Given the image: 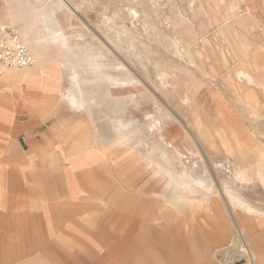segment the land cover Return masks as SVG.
I'll return each mask as SVG.
<instances>
[{"label":"rangeland","instance_id":"obj_1","mask_svg":"<svg viewBox=\"0 0 264 264\" xmlns=\"http://www.w3.org/2000/svg\"><path fill=\"white\" fill-rule=\"evenodd\" d=\"M1 1L6 4V10L0 12L2 16V19L0 18L2 20L1 25L11 26L18 33L29 27L36 36L43 37L47 31L43 30L45 28L44 14L49 15L53 21L58 17L63 20L66 29H68L67 33L70 36L71 44L79 52L81 49L85 51L87 47L105 46L110 50L112 49L113 56L118 61L122 59L120 61L122 63L126 62V65L144 83V100H141L140 96L137 100L132 97L126 100L121 98L122 102H116V108L117 106L120 107L116 112H114L115 102H104L103 106L91 116L77 111L73 112L68 109L67 105H62L59 108L60 114L64 118L66 116V118L71 117L72 119L68 120L66 126L56 135L52 134L53 152L51 160L54 173L60 172V169L64 168L68 178L71 179L74 178L76 168L83 169V173L97 169L96 174L101 179V187L95 192V195H100L102 200L109 192L111 194L116 192L117 195L126 194L130 197L127 199V204L132 206L134 216H140V212L144 211V234H148L145 236L144 242V262L147 259L144 264H148V253L150 257L154 258L150 259L149 264H168L172 261V258L168 257V249L164 247L162 242L159 245L156 239L155 229L164 224L163 213L167 216L174 215L184 233L188 234L184 241L186 246H190V256L194 261L197 260L196 264H202V262L209 264V261L211 264L213 262L215 264H248V257L242 252L247 247L239 237V232L233 222L235 207L227 195V190L230 189L248 203L264 209V181L257 174L258 168L253 167L244 180L233 179L231 183L226 184L222 172L216 170L213 165L220 161H226L227 165H233L237 159L235 156L227 155L218 149L208 150L196 143L194 146L200 147L199 156L190 160L184 157L185 150L181 147H187L189 144L188 140H184L180 136L189 135V132L192 131L197 132L193 129L191 131L189 121H192L193 116L190 112L188 110L180 111L175 104L179 98L184 97L195 86H201L203 90H206L207 87L218 89L222 92L226 102L229 101L226 108L237 112L241 111L244 114L241 117L243 118V126L249 130H254L264 144V93L261 91L262 93L259 95L260 102H238L234 94L240 93V91H231L225 80L228 78L229 72H234V68H237L238 62L241 60L247 59L256 64L260 61L263 64L264 0H192L193 4L191 0H133L134 2L132 0ZM111 2L113 3L109 4ZM129 3L130 5H127ZM106 7L107 9H105ZM129 7L137 10L138 18L131 17ZM115 8L116 10H113ZM189 11L190 13H188ZM66 12L73 14L74 18L69 20ZM236 14H239V19L235 18ZM225 16H230L229 22L224 21ZM169 24L170 26H167ZM227 26L228 28H226ZM106 32L108 33L106 34ZM116 37L120 39L118 40ZM241 42L248 45L245 49L247 54L238 49ZM86 45L87 47H84ZM49 50L50 54L54 53V50ZM200 53L203 56L202 60H200ZM61 59L64 60L66 57ZM75 59L78 57L75 56ZM150 59L152 60L150 61ZM103 61L106 62V58ZM63 72L65 71L63 70ZM53 76L47 74L46 79L50 85ZM63 85H67V80L63 82ZM166 85L168 87H165ZM163 88L165 89L163 90ZM252 94L250 93V98L253 97ZM121 95H124L123 92ZM205 98H209L206 100L208 101L207 105H210L214 110L218 105L220 106L218 101L209 102L211 96L207 95ZM153 99H156L176 116L175 124L172 127L175 133L170 132L171 134L167 135L168 140L170 139L179 148L175 150L176 152L171 151L169 154L168 150L164 151L157 147L151 149L148 145L146 146L150 142L146 136L150 125L147 121L149 119L147 115L149 113L156 114ZM51 105L53 106L54 102ZM51 105L49 108H52ZM114 114H116V119L121 118L128 122L129 127L134 130L129 133L126 145L121 144L122 142L102 144V142L110 140L113 135L111 132L113 122L111 120ZM49 117L47 123L44 124L45 127L58 121V117L54 114ZM236 122L232 123L235 124ZM211 123L214 126L215 124H226L223 117L211 120ZM237 124L239 125L238 122ZM238 127L241 128L240 125ZM140 136L142 137L140 138ZM216 141L218 142L220 139ZM230 141L234 142L235 140ZM179 157L182 161L179 160ZM158 164L166 170H170L175 180L171 179L170 174L165 169L159 168ZM205 171H207L206 179L208 182L213 181L214 187L220 194L218 198H214L213 202H205L201 206L189 202L188 198L191 194L183 192L180 183L185 180L182 179V175L186 173L189 176L187 179L193 181V179L206 175ZM194 185H196L195 182ZM253 224L256 234L254 251L261 257L259 264H264V222L259 219ZM225 230L228 231L230 237H227ZM235 234H237L235 240L238 249L233 250V246H226L232 243L230 240L234 238ZM169 242L171 243L170 235ZM200 245L207 254L198 255ZM223 245H225L226 250L223 249L216 253L215 249ZM212 255L214 256L212 257Z\"/></svg>","mask_w":264,"mask_h":264},{"label":"crops","instance_id":"obj_2","mask_svg":"<svg viewBox=\"0 0 264 264\" xmlns=\"http://www.w3.org/2000/svg\"><path fill=\"white\" fill-rule=\"evenodd\" d=\"M5 5L1 1L0 12L6 10ZM242 44L248 46L245 42ZM240 67L244 69L238 62L234 72H229L230 76L225 78L231 91V85L235 84L232 75L237 74ZM254 75L253 82H237L239 87L236 90L240 93L234 95L238 102H260L259 95L264 91V59L263 64L258 61ZM0 87V264H144L147 261L145 259L144 262V242L145 236H148L144 234V211L140 212V216H134L132 206L127 204L130 197L126 194L109 192L102 200L100 195H95L101 187L97 169L83 173V169L76 168L71 179L64 168L54 173L52 134L56 135L64 127L63 121L58 119L45 127L49 116L53 115L50 104L21 102L10 88L7 89V84L0 82ZM250 93H253L251 98ZM63 119L70 120L66 116ZM189 133L180 136L188 140L189 145L181 147L186 153L183 156L188 160L199 156L200 147L194 146L198 143L208 150L218 149L235 156L237 161L233 165H227L226 161L213 165L222 172L226 184L233 179L244 180L253 167L258 168L257 174L264 181V144L254 130L234 135L227 132L224 137L221 134L202 137L193 131ZM217 139L220 141L217 142ZM251 139L256 142L250 148L244 142ZM222 140H228V146ZM237 140L243 141V144L236 145ZM108 142L115 143L111 137L102 144ZM205 174L193 181L187 179L188 173L182 175L185 181L180 183V188L191 194L189 202L202 206L219 197L213 181L206 179L207 171ZM227 195L235 207L233 222L236 230L245 236L255 256L254 264H259L261 257L254 251L256 234L253 222L264 221V209L248 203L230 189ZM163 215L164 224L155 231L158 244L162 242L168 249V257L172 258L168 264H196L197 260L190 256V246H186L184 241L188 234L184 233L178 219L174 215ZM225 234L230 237L228 231ZM236 235L226 247L238 249ZM224 246L217 247L215 252L226 250ZM204 250L200 245L198 255L207 254ZM150 259L154 258L148 253V264Z\"/></svg>","mask_w":264,"mask_h":264},{"label":"bare ground","instance_id":"obj_3","mask_svg":"<svg viewBox=\"0 0 264 264\" xmlns=\"http://www.w3.org/2000/svg\"><path fill=\"white\" fill-rule=\"evenodd\" d=\"M111 1H113V0H111ZM134 1H136V0H134ZM191 2H192V0H191ZM112 3L113 2H111L109 4H112ZM148 3H150V2L148 1ZM217 3H219V2H217ZM192 4H193V2H192ZM127 5H130V3ZM111 7L113 8V6H111ZM12 9H13V7H12ZM105 9H107V7ZM128 9L130 11V15L132 18H138V12L136 9H134L133 7H129ZM113 10H116V8ZM121 13H122V11H121ZM188 13H190V11ZM102 14H103V12H102ZM140 14L142 15V13H140ZM66 15H67V18L69 20H72L74 18L73 14H71L69 12H66ZM100 16H102V15H100ZM104 16H105V14H104ZM167 16H169V15H167ZM252 16L254 17L253 14H252ZM120 17H121V15H120ZM184 18H186V17L184 16ZM229 18H230V16H225L224 21L229 22ZM235 18L239 19L240 18L239 14H236ZM123 20H124V17H123ZM43 22L45 23V28L43 30H45V31L47 30L44 33L43 37L36 36L29 27L22 29L21 33L19 32L21 34V36L23 37V39L25 40V42L27 43V45H28V47L32 53V56L34 55L33 56V64H32L33 66L31 65L32 67L30 66V67H26L23 69H12V68L6 69L3 73V75L0 76V82L7 84L8 85L7 89L10 88L9 90L11 91V93H13L15 96H17V99L19 101L37 104V105L38 104H44V103H48L51 105L54 102V105H56V106H54V105L52 106V108H53L52 114L56 115L58 117L59 121H63V125L66 126V122L68 120L63 119V116L60 114V109H59V108H61L62 105H67L68 109L72 110L73 112L77 111V112H81L82 114H86L87 116H91V115H94L95 111L99 110L103 106L104 102H115L114 103V112H116L120 109V107H118V106L116 108V102H122V99L126 100V99H129L130 97H132V98H134V100H137V98H139V96H140V98H142L141 100H144L143 94L145 92L143 93V90H144L143 81L140 79V77L135 75V73L131 70L130 67H128L126 65V62L122 63V62H120L122 59L120 61H118L116 59V57L113 56V52L111 51L112 49L110 50L109 48H106L105 46L104 47L99 46L97 48V47H87V45H86L84 47H87V49L85 51H82L83 49H81V51L79 52L76 48H74L75 46H73L71 44L70 36H68V33H67L68 29H66V26L64 25L63 20H60L57 17L53 21L50 19L49 15H46V13H45L43 16ZM170 23H172V22H170ZM175 25H177V24H175ZM194 25H195V22H194ZM125 26H127V25H125ZM167 26H170V24ZM171 26H172V24H171ZM228 26L226 28H228ZM232 26H233V24H232ZM221 27H223V26H221ZM200 28H202V27H200ZM175 29H177V28H175ZM108 32H106V34ZM138 32H139V30H138ZM175 36H177V35H175ZM80 37H83V35H80ZM116 38L118 39V37H116ZM121 39H123V38H121ZM181 40H182V38H181ZM185 41H187V40H185ZM162 43H164V42H162ZM193 45H194V42H193ZM241 46H243L246 49V47H245L246 45L242 44L238 47V49H240L241 52L245 53L244 52L245 49L243 50ZM81 47H82V45H81ZM122 48H123V46H122ZM128 48H129V46H128ZM49 49L54 50V53L50 54ZM159 49H161V48H159ZM192 50H193V48H192ZM150 51H151V49H150ZM127 55H128V53H127ZM75 56H77L78 59H75ZM199 56H200V60H202L203 56L201 55V53L199 54ZM62 57H66V59L62 60L61 59ZM104 58H106V62L103 61ZM143 58H145V57L143 56ZM160 58H161V56H160ZM162 59H164V58H162ZM151 60L152 59H150V61ZM143 62H145V61H143ZM250 62L247 59L240 61L241 65L244 67V69L242 67H240L237 70L238 73L235 75H232L233 81L235 83L234 85H231V87L233 88V91L239 92V90H236L239 87V85L237 83L239 80L250 81V82H253V80H255L254 71H255V67L257 64L254 63L253 61H250ZM150 64L153 65L152 63H150ZM159 67L161 68V66H159ZM200 67H201V65H200ZM63 70L65 72H63ZM197 70H199V69H197ZM165 73H168V72L165 71ZM47 74L54 75L53 79L51 80L52 81L51 85H50V83H48V81L46 79ZM176 75H177V73H176ZM150 76H151V74H150ZM153 76H155V75H153ZM228 76H230V75H228ZM66 80H67V85L64 86L63 82ZM165 87H168V85H166ZM164 89L165 88H163V90ZM122 92L124 95H121ZM171 92H172V90H171ZM263 93H264V91H263ZM207 95L211 96V100L209 102H217L218 101V104L220 103V106L218 105V107L214 110L210 105H207L208 101H206V100L209 99V98L208 99L205 98V97H207ZM141 100H140V102H141ZM174 100H176V99H174ZM152 101L154 102V105L156 106V114L149 113L147 115L149 117V119H147V121L150 125L148 128L147 134L146 133L145 134H146L147 138L150 139V142L148 144H146V146L148 145V147H151V149H155V147H157V148L163 149L164 151L168 150L169 154H170L171 151L173 152L175 150H178V147L175 146L170 139L168 140V136H167L170 132L172 134L175 133V130L172 127L175 124L176 116L170 110L166 109V107L164 105H162L161 103H159L156 99H153ZM178 103H179V105H178ZM175 105H177V108H179L180 111L181 110H183V111L188 110V112H190V114L193 116L192 121H189V124L191 126L190 128H191V130L193 129L194 131H196L202 137H204L208 134H211L213 131H215L214 132L215 135L221 134L222 137L226 136L227 132H229V134L231 132L234 135V134H239L238 132L250 131L249 128L243 126V122H242L243 118H241V117L244 116V114L241 111L237 112V111H234L233 109L226 108V106L228 105V102H226V100L224 99V97L222 95V92L218 89L215 90V89H212L211 87H207L206 90H203L201 88V86H198V87L195 86L194 89H190L189 92H187L184 97L179 98ZM231 107H233V106H231ZM235 109H236V107H235ZM63 114H65V113H63ZM221 117H223L225 119L226 124H223V125H216L215 124V126H214V124L211 123V120H215L216 118H221ZM68 118L71 120V117H68ZM231 121L232 122L237 121L239 123V125L241 126V128L238 127L239 125L237 124V122L234 124ZM111 122H113L112 123L113 125L111 128V132L113 133L112 141L115 143L122 142L123 145L126 144L127 143L126 140L128 138V135L133 130V128L129 127L128 122L122 120L121 118L116 119V114H114V116L112 117ZM137 127H138V125H137ZM134 129H135V127H134ZM217 132H219V133H217ZM249 134L251 135V133H249ZM144 136H143V138H144ZM141 137L142 136H140V138ZM231 137H233V136L231 135ZM135 138H136V136H135ZM216 138H218V137H216ZM222 142L226 146H228V144H227L229 142L228 140H222ZM236 142H238L236 145L239 144V146H241L243 144V141H241V140H237ZM253 142H256V140L251 139L250 141L244 142V144L250 145V148H251V145H254ZM223 143H222V145H224ZM149 144H152V145H149ZM214 144L215 143L213 142V145ZM130 145H132V144H130ZM255 145H258V144L255 143ZM259 147L260 146H258V148ZM259 152H261V151H259ZM179 160L182 161L181 157H179ZM158 165H159V168L165 169L160 164H158ZM245 166L248 167L247 165H245ZM165 171L167 173H169L171 179H173V175L171 174V171L166 170V169H165ZM244 172H246V171H244ZM243 175H245V173ZM245 176H247V175H245ZM261 176L263 177V174H261ZM253 179H254V176H253ZM217 194H218V192H217ZM213 196H214V194H213ZM240 205L243 206L242 203H240ZM239 237L245 243V246L248 248V249L245 248L244 250H242V252H244L245 256L247 255V257H248L247 258L248 264H254V260H255L254 257L255 256L251 252V250L249 249V246L247 244L245 236L243 234L239 233ZM254 238H255V236H254Z\"/></svg>","mask_w":264,"mask_h":264},{"label":"built area","instance_id":"obj_4","mask_svg":"<svg viewBox=\"0 0 264 264\" xmlns=\"http://www.w3.org/2000/svg\"><path fill=\"white\" fill-rule=\"evenodd\" d=\"M32 64V53L22 36L13 27L0 24V76L7 68L23 69Z\"/></svg>","mask_w":264,"mask_h":264}]
</instances>
